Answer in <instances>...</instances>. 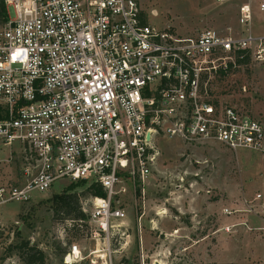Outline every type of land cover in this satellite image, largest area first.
Instances as JSON below:
<instances>
[{
  "label": "built area",
  "instance_id": "2783aa9c",
  "mask_svg": "<svg viewBox=\"0 0 264 264\" xmlns=\"http://www.w3.org/2000/svg\"><path fill=\"white\" fill-rule=\"evenodd\" d=\"M252 1L264 11V0L239 5L245 34L190 36L152 24L136 0H3L0 144L22 167L19 181L0 184V208L58 180L94 183L104 195L81 210L95 245L72 243L62 261L125 264L124 196L144 190L163 140L264 154V123L216 95L224 74L264 62V36L249 28ZM249 206L264 230V195Z\"/></svg>",
  "mask_w": 264,
  "mask_h": 264
},
{
  "label": "rangeland",
  "instance_id": "374dc122",
  "mask_svg": "<svg viewBox=\"0 0 264 264\" xmlns=\"http://www.w3.org/2000/svg\"><path fill=\"white\" fill-rule=\"evenodd\" d=\"M244 1L136 0L152 24L190 36L207 28L245 34L237 23ZM257 2H251V34L264 35V11L257 9ZM8 11L13 16L11 7ZM216 95L264 123V62H245L224 74ZM11 148L0 144L3 185L21 178L22 158L10 157ZM263 187V153L163 140L144 190L137 189L132 199L124 196L128 244L120 255L127 264H261L264 255L256 250H264V230L244 220L255 216L249 205L256 193L264 195ZM64 194H76L80 206L89 197L82 184L58 180L45 192L31 193L26 202L1 206L0 264H24L23 251L16 247L21 242L41 251L43 264H65L62 257L72 243L86 247V252L94 247L85 237L87 217L73 222L72 213L57 208L55 196Z\"/></svg>",
  "mask_w": 264,
  "mask_h": 264
},
{
  "label": "trees",
  "instance_id": "16d2710c",
  "mask_svg": "<svg viewBox=\"0 0 264 264\" xmlns=\"http://www.w3.org/2000/svg\"><path fill=\"white\" fill-rule=\"evenodd\" d=\"M6 19V7L3 0H0V23H3ZM78 183L85 187V192L88 196H103L102 189L94 184L87 183L85 180H79ZM57 201V208L65 210L66 214H73L72 221H82L85 219V214L81 210V206L78 202V196L76 194H64L55 196ZM21 251V258L24 264H43V253L37 250L35 247H27V242H21L20 245L16 246ZM124 263L126 261L124 260Z\"/></svg>",
  "mask_w": 264,
  "mask_h": 264
},
{
  "label": "crops",
  "instance_id": "0c3cea01",
  "mask_svg": "<svg viewBox=\"0 0 264 264\" xmlns=\"http://www.w3.org/2000/svg\"><path fill=\"white\" fill-rule=\"evenodd\" d=\"M249 28H250V31H251V25L249 26ZM255 35H258V34H255ZM260 36H264V35H260ZM244 221H249V223L252 224V225H259V226L262 225L261 221L259 219H257L255 216L253 217V216H249L248 215ZM258 251H261L263 253V255H264V250H262V249L256 250V252H258ZM261 264H264V260L261 262Z\"/></svg>",
  "mask_w": 264,
  "mask_h": 264
},
{
  "label": "bare ground",
  "instance_id": "6f19581e",
  "mask_svg": "<svg viewBox=\"0 0 264 264\" xmlns=\"http://www.w3.org/2000/svg\"><path fill=\"white\" fill-rule=\"evenodd\" d=\"M160 212H163V210H162V211H160Z\"/></svg>",
  "mask_w": 264,
  "mask_h": 264
}]
</instances>
